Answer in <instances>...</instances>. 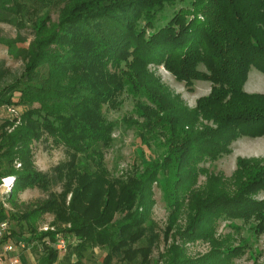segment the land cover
I'll return each instance as SVG.
<instances>
[{
	"label": "trees",
	"instance_id": "obj_1",
	"mask_svg": "<svg viewBox=\"0 0 264 264\" xmlns=\"http://www.w3.org/2000/svg\"><path fill=\"white\" fill-rule=\"evenodd\" d=\"M61 4L52 23L49 9ZM30 18L35 39L27 47L0 38V46L24 63L16 76L0 60V109L26 107L13 132L7 128L16 121L0 124V185L14 178L10 201L20 189L49 192L56 181L63 190L31 211L0 209V223L9 224L0 246L32 244L36 264H83L96 248L107 252L102 264L115 258L150 264L158 240L150 234L153 185L164 183L173 224L184 194L196 196L199 161L219 159L240 137H264V94L245 91L252 69L264 75V0H0V22L26 27ZM152 64L188 87L208 81L211 93L190 110L149 71ZM123 94L135 100L142 119L132 123L144 159V170L124 179L111 178L104 166L117 127L105 107H119ZM43 137L69 156L54 177L33 168L30 145ZM237 165L235 193L216 185L193 200L180 233L184 241L209 240L212 253L190 259L174 245L165 264H227L237 249L225 248V238L223 251L214 239L222 218H254L252 231H264V199L254 198L264 193V162L239 159ZM46 214L53 216V229L39 232L37 222ZM60 238L67 250L62 260Z\"/></svg>",
	"mask_w": 264,
	"mask_h": 264
},
{
	"label": "rangeland",
	"instance_id": "obj_2",
	"mask_svg": "<svg viewBox=\"0 0 264 264\" xmlns=\"http://www.w3.org/2000/svg\"><path fill=\"white\" fill-rule=\"evenodd\" d=\"M62 6L63 4L49 9L50 21L52 23L58 22ZM26 24V27H21V25L13 26L0 22V38L4 40H16L19 46L27 47L35 39L34 31L31 29L33 19ZM18 39L21 41H18ZM0 60H4L16 76H20L23 72V61L13 58L3 46H0ZM148 69L173 96L180 98L183 104L190 110L196 108L199 99L207 97L211 93L212 84L208 81H196L192 87H188L184 82L178 81L162 65L152 64L149 65ZM258 77L264 79V75L261 72L257 69H252L245 85L247 93L264 94V82L258 80ZM119 100L121 101L119 107H105L106 118L109 121L117 123V127L113 134V138L115 139L113 146L104 151V166L111 178L124 179L128 178L131 174H137L144 170L142 164L144 163V159L141 156L142 153L137 143L138 130L132 123L134 120L142 122V119H137V115L134 113L135 100L133 98L128 94H123ZM37 106L35 105V107ZM25 110L26 107L23 106L1 108L0 124L6 120L16 121L14 127L7 128L9 133L13 132L14 128L20 124L21 116ZM209 125H212V123H209ZM30 149L33 154V168L50 177L56 175L55 168L58 165L69 160L64 146L57 147L53 145L52 139L46 141L45 137L40 141L33 142L30 145ZM239 159L264 162V137L254 139L240 137L230 145L229 152L222 155L219 159L210 160L203 158L199 161L197 167L203 171L196 177L194 187L192 188L196 194L195 197L193 196V200L202 199L213 188H217L216 185H220V188H224V191L233 195L237 190V186L234 184V175L238 169L237 162ZM14 166L17 169H21L19 161L15 162ZM6 179L8 178H4L1 181L0 209L5 210L8 214L15 211L21 213L31 211L35 209L38 203L46 200L50 193L59 194L63 190V183L56 181L51 186L49 192H44L36 187L20 189L15 193L12 201H10L14 188V180L11 188H5L3 185L6 184ZM152 189L153 205L150 210L149 219L154 222L155 227L153 228V233L150 234L157 236L158 240L149 257L150 264H165L169 249L174 245L180 246L190 259L196 260L211 254L214 246L209 240L196 239L195 241H184L182 235H180L190 222L189 212L193 202L192 197H189V194L186 197L184 194L182 197L183 205L179 213H177L176 221L171 224L173 209L165 199L164 183H155ZM214 191H218V189ZM254 198L261 201L264 199V193L260 192ZM52 222V215H43L37 222L39 232H45L48 229L52 230ZM257 224L258 220L254 218L249 221L222 218L215 223L214 239L220 242V248L224 251V239L230 238L226 242L225 248L237 249L236 254L230 257V261L227 264H264V231L261 233H254L252 231V227L255 228ZM64 227L69 228L70 225L65 224ZM73 242L74 244L78 243L76 239H73ZM144 243H147L146 239ZM23 245H25L24 248H22ZM23 245H19L20 247L11 254H5L2 248H0V257L6 263L11 257L16 256L20 264H36L38 254L33 251L32 244L26 245L23 242ZM136 247L138 246L136 245ZM106 253L105 250L99 248L89 250L83 260V264H102ZM66 254L67 250L62 251L60 259L62 260ZM76 260V256H73L72 261L76 262ZM113 263L120 264V261L118 262V259L115 258Z\"/></svg>",
	"mask_w": 264,
	"mask_h": 264
},
{
	"label": "built area",
	"instance_id": "obj_3",
	"mask_svg": "<svg viewBox=\"0 0 264 264\" xmlns=\"http://www.w3.org/2000/svg\"><path fill=\"white\" fill-rule=\"evenodd\" d=\"M10 179V178H8ZM6 179V180H8ZM13 184V183H12ZM2 186V184L0 185V187ZM3 187L8 188V187H12L11 186H6V184L3 185ZM11 190V189H10ZM8 223L7 222H2L0 223V241L2 240L3 236L7 233L8 231ZM21 245H23V242H19V243H13V242H7L5 244H2L0 246V248H2L3 252L5 254H11L13 253L17 248H19ZM25 245H23L22 248H24ZM56 249L59 251V253L61 254L62 251H66V240L64 238H60L57 243H56ZM0 264H20L19 259L16 256L11 257V259L6 263L3 261V258L0 257Z\"/></svg>",
	"mask_w": 264,
	"mask_h": 264
},
{
	"label": "bare ground",
	"instance_id": "obj_4",
	"mask_svg": "<svg viewBox=\"0 0 264 264\" xmlns=\"http://www.w3.org/2000/svg\"><path fill=\"white\" fill-rule=\"evenodd\" d=\"M13 180H14V178H10V179L6 180V182H5L6 186H11L13 183Z\"/></svg>",
	"mask_w": 264,
	"mask_h": 264
},
{
	"label": "crops",
	"instance_id": "obj_5",
	"mask_svg": "<svg viewBox=\"0 0 264 264\" xmlns=\"http://www.w3.org/2000/svg\"><path fill=\"white\" fill-rule=\"evenodd\" d=\"M258 80H260V81L264 82V79H263V78H261V77H258Z\"/></svg>",
	"mask_w": 264,
	"mask_h": 264
}]
</instances>
